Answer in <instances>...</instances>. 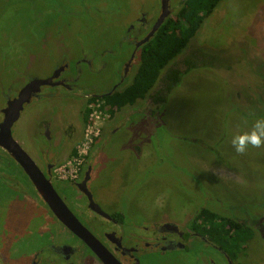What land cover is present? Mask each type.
I'll use <instances>...</instances> for the list:
<instances>
[{"label":"rangeland","instance_id":"rangeland-1","mask_svg":"<svg viewBox=\"0 0 264 264\" xmlns=\"http://www.w3.org/2000/svg\"><path fill=\"white\" fill-rule=\"evenodd\" d=\"M183 1H169L170 16ZM160 9V0H0V120L31 75L46 77L62 59L70 62L83 51L97 66L101 59L108 62L98 73L85 69L75 90L66 93L58 86L55 97L26 104L12 133L34 160L47 161L69 124L81 126L68 129L72 146L81 140L85 93L117 84L132 49L123 38L127 28L142 12L154 21ZM140 63L137 59L131 74ZM170 70L180 72V81L165 101L153 98L164 88L158 80L145 98L101 121L108 145L98 150L104 166L96 199L108 211L129 214L134 222L127 231L138 233L136 223L144 230L164 221L187 230L201 208L243 221L254 235L233 263L264 264V144H249L240 153L232 143L264 119V0H221L161 76ZM113 125L118 130L110 131ZM48 127L53 142L46 137ZM11 163L0 147V238L27 227L20 222L35 220L36 227L45 214L29 206L27 186ZM189 239L183 240L189 248L143 256L142 264H211L210 258L229 263L204 241ZM2 253L10 256L8 249Z\"/></svg>","mask_w":264,"mask_h":264},{"label":"flooded vegetation","instance_id":"flooded-vegetation-1","mask_svg":"<svg viewBox=\"0 0 264 264\" xmlns=\"http://www.w3.org/2000/svg\"><path fill=\"white\" fill-rule=\"evenodd\" d=\"M160 6L161 9L159 13L156 12V14H158L154 21L148 20L146 12H142L141 16L137 18V22L131 23L127 28V34L124 35L123 38L127 43L131 44L132 49L130 55H128L122 63V67L119 70L120 80L117 84L109 90H100L101 92L89 91L88 93H85L86 105L82 106L79 115L83 124V136L81 140L72 146L73 131L69 132L68 129L76 130L77 128L80 129L81 126L76 127L73 124H69L67 128H64V133L62 131L59 132L61 135V142L58 141L57 147L50 151V154L47 156V161L39 164L36 159L34 160L44 175L51 180L54 188L64 199L65 203L69 206L77 218L103 245L106 246L108 252L116 257L121 264H142L143 256L146 257L155 252L160 254H171L178 248H186L188 243H185L184 241L188 240L189 237V240L194 237L197 240L204 241L205 244L211 246L220 254H224L223 256L226 255L219 246L210 242L206 237L203 238L202 235L195 230L189 227L187 230H182L180 228L174 229L173 225L168 221L158 224L155 223L152 228L145 226L144 230L139 227L140 224L138 225L135 222L139 233L131 230L127 231L131 226V223L134 222V220L129 217V214H125L122 209L113 210L112 208L108 211L102 207L100 202L96 199V193L101 191L100 187H102V184L100 182H102V180H99V171H101L104 166L99 161L100 156H104V154H100L98 150L105 145H108V142L104 140V136L106 134H102L103 131L99 134L91 146L90 151L85 158L84 164L76 178L63 179L56 173V168L72 156L77 145L83 140L86 124L85 114H87L89 105L98 99H103V97L108 94L124 89L133 81L138 69L132 74L130 71L133 69V65H135L137 59L141 60L140 48L144 43H141L139 46L138 44L151 32L154 24L160 17L162 13V0H160ZM169 17L170 14L166 19ZM148 26V30L145 31V28ZM78 35V37H80L81 34L79 33ZM72 37L73 36H71V38ZM68 51L69 50H66L65 52L64 50V56H67L66 53H68ZM65 59H62L60 66L54 69L50 75L46 77H32L31 75L17 90L16 94L8 100V104H6L3 109V118H1L0 123L5 118V109L10 105V102L19 97V91L31 80H45L51 78V83L42 84L39 88L37 87L38 89L33 92L31 99L24 102L19 118L26 104L33 101L32 99L34 97H37L39 101H44L49 97H55L57 95L56 91L59 89L58 86L64 88L66 93L75 90L78 80L84 74L85 69H88V74L93 72L98 73L101 72L102 67L108 63L104 59H101L100 65L97 66L91 54H86L84 51L83 54L75 60H70L68 57L70 62H67ZM44 86H48L50 89L48 91L44 90ZM44 121H48V119L46 118ZM114 127L115 125L110 127V131L113 132L118 130V126ZM49 128L50 127L46 129V137L48 141L53 142V129ZM39 137H41V135H39ZM1 152L11 158V160L15 163H11L13 172H16L19 176H21V180L25 182L28 189H26L25 193H29L26 198L32 202L29 206H37L40 209H43L45 214L43 221L36 225V227L33 226L35 220L23 223L20 222L19 224L27 227L20 229L16 234H12V237L11 235L9 237L5 235L1 236L0 264H106L78 235L70 230L59 219V217L45 201L42 193L38 190L29 174L17 162L14 155L2 147ZM17 174L16 176H18ZM48 222L50 223L48 224ZM42 236L47 237L44 238ZM5 249L10 251L9 257L2 253ZM22 250H24L23 252L25 253L24 261L23 258L20 259V256L23 255ZM108 257L110 258L111 256ZM156 261L158 263L159 259H156ZM210 262L211 264H216L213 258H210ZM113 263L114 262H111V264ZM158 264H160V262ZM228 264H230V260Z\"/></svg>","mask_w":264,"mask_h":264},{"label":"trees","instance_id":"trees-1","mask_svg":"<svg viewBox=\"0 0 264 264\" xmlns=\"http://www.w3.org/2000/svg\"><path fill=\"white\" fill-rule=\"evenodd\" d=\"M220 1H183L177 14L166 19L154 36L140 48L141 63L133 81L124 89L103 97L110 116L118 109L145 98L158 80L164 84V88L152 95L157 102L165 101L168 92L179 83L180 72L170 70L161 76L163 69L188 46ZM190 224V228L219 246L232 261L245 250L254 235V229L249 224L225 217L209 208H201Z\"/></svg>","mask_w":264,"mask_h":264},{"label":"water","instance_id":"water-1","mask_svg":"<svg viewBox=\"0 0 264 264\" xmlns=\"http://www.w3.org/2000/svg\"><path fill=\"white\" fill-rule=\"evenodd\" d=\"M169 1L170 0H162V13L160 17L154 24L151 32L144 39H142L141 42H139L138 46L141 43L143 44L149 41L151 37L155 34V32L164 23L168 15L171 14ZM50 79L51 78L45 80H31L25 87H23L19 91V97L10 102V105L5 109V118L0 123V146L14 155V157L17 159V162L24 168V170L29 174L33 182L36 184V187L42 193V196L44 197L45 201L55 212V214L59 217V219L70 230H72L76 235H78L106 264H111V262H114L113 264H121L116 257H114L110 252H108L106 246L103 245L91 233V231L77 218V216L65 203L64 199L54 188L51 180L44 175V173L41 171L40 167L34 161L31 155L13 136L12 126L14 122L19 118L20 111L23 108L24 102L29 101L31 99L33 92L36 91L40 87V85L51 83ZM172 225L174 229H179L178 225ZM108 256H111L112 258H109ZM230 264H233L232 260H230Z\"/></svg>","mask_w":264,"mask_h":264},{"label":"built area","instance_id":"built-area-1","mask_svg":"<svg viewBox=\"0 0 264 264\" xmlns=\"http://www.w3.org/2000/svg\"><path fill=\"white\" fill-rule=\"evenodd\" d=\"M89 109L83 140L77 145L72 156L56 168V173L60 178L74 179L78 176L91 146L101 133L99 128L101 121L110 117L103 99L92 102Z\"/></svg>","mask_w":264,"mask_h":264},{"label":"clouds","instance_id":"clouds-1","mask_svg":"<svg viewBox=\"0 0 264 264\" xmlns=\"http://www.w3.org/2000/svg\"><path fill=\"white\" fill-rule=\"evenodd\" d=\"M232 143L236 151L240 153H243L249 144L260 147L264 144V119L257 120L250 133L234 137Z\"/></svg>","mask_w":264,"mask_h":264}]
</instances>
